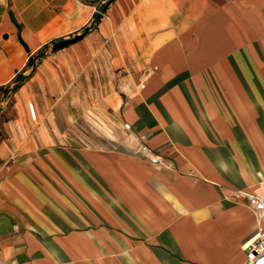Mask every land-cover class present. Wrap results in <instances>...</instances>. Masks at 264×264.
I'll list each match as a JSON object with an SVG mask.
<instances>
[{"label":"crops","instance_id":"obj_1","mask_svg":"<svg viewBox=\"0 0 264 264\" xmlns=\"http://www.w3.org/2000/svg\"><path fill=\"white\" fill-rule=\"evenodd\" d=\"M105 1L0 0V86L47 44L0 113V264H240L255 215L233 193L264 196V0H115L46 53ZM78 77L110 90L112 148L71 133Z\"/></svg>","mask_w":264,"mask_h":264},{"label":"rangeland","instance_id":"obj_2","mask_svg":"<svg viewBox=\"0 0 264 264\" xmlns=\"http://www.w3.org/2000/svg\"><path fill=\"white\" fill-rule=\"evenodd\" d=\"M77 80L81 85L74 90L75 99H71L65 107L72 118L69 124L71 133L82 144L112 148L114 140L121 142L123 136L117 119L118 111L112 110L108 105V100L112 96L109 94L110 90H103L101 95L99 88L81 82L84 80L88 83L89 80H85L84 77H78Z\"/></svg>","mask_w":264,"mask_h":264},{"label":"built area","instance_id":"obj_3","mask_svg":"<svg viewBox=\"0 0 264 264\" xmlns=\"http://www.w3.org/2000/svg\"><path fill=\"white\" fill-rule=\"evenodd\" d=\"M152 70L148 69L144 72V79L140 86L144 85V81ZM30 116L35 119L36 109L33 102L28 103ZM125 131L131 129V124L123 122ZM136 143L133 147V153L145 159H148L154 166L158 167L164 163V159L147 144L144 136H137ZM234 197H242L244 202L251 208L255 215V232L244 244L245 259L240 264H264V196L250 192L247 190H235Z\"/></svg>","mask_w":264,"mask_h":264},{"label":"water","instance_id":"obj_4","mask_svg":"<svg viewBox=\"0 0 264 264\" xmlns=\"http://www.w3.org/2000/svg\"><path fill=\"white\" fill-rule=\"evenodd\" d=\"M115 0H107L104 2L101 10H99L97 16H95L90 22L89 24H87L85 27H83L81 30H79L78 32H76L75 34L62 38L60 40L54 41L53 43H51V45L46 49V53L49 52H55L59 49H62L78 40H80L81 38H83L85 35H87L93 28L94 26L99 22L100 18L102 17V15L106 12L107 8L109 7V5ZM43 54L45 55V50L43 51ZM40 57H42V55H37L35 58V63L31 66V68L23 75V77L17 81L12 83L8 90L3 92L0 98V113L2 110V107L4 106V103H6L9 98L11 97V95L22 85V83L27 80L30 75L34 72L35 67H36V60L39 59ZM0 138H1V128H0Z\"/></svg>","mask_w":264,"mask_h":264},{"label":"trees","instance_id":"obj_5","mask_svg":"<svg viewBox=\"0 0 264 264\" xmlns=\"http://www.w3.org/2000/svg\"><path fill=\"white\" fill-rule=\"evenodd\" d=\"M97 14H98V12L95 13V16H97ZM22 43H24V42L22 41ZM24 45H25V43H24ZM25 46H26V45H25ZM46 47H47V44H45V45L39 50V52L36 54V56H37V55H42V56H44L43 51H44V49H45ZM34 63H35V55H30L29 58H28V60H27V63H26V65H25V67H24L21 71H19V72L16 73L15 77L13 78V80H12L11 82L5 84V85H1V86H0V92L3 93V92H5V91H7L11 83H14V82L19 81V80L23 77V75H24V74H23L24 70H26L27 68L31 67Z\"/></svg>","mask_w":264,"mask_h":264}]
</instances>
